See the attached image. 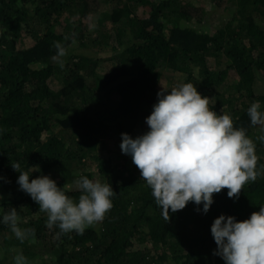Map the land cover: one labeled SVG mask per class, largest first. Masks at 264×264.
Here are the masks:
<instances>
[{
	"label": "trees",
	"instance_id": "1",
	"mask_svg": "<svg viewBox=\"0 0 264 264\" xmlns=\"http://www.w3.org/2000/svg\"><path fill=\"white\" fill-rule=\"evenodd\" d=\"M205 2L0 0V220L15 208L18 226L34 229L21 242L0 222V264L18 254L27 264H225L214 254V220L244 221L264 206V143L247 115L257 101L264 112V0ZM55 42L67 51L63 68ZM166 74L245 130L260 173L238 198L223 189L206 214L189 202L169 220L131 156L99 155L122 133L149 131L157 94L173 89ZM12 163L30 179L49 176L75 201L81 176L107 183L113 207L83 234L49 229Z\"/></svg>",
	"mask_w": 264,
	"mask_h": 264
},
{
	"label": "clouds",
	"instance_id": "2",
	"mask_svg": "<svg viewBox=\"0 0 264 264\" xmlns=\"http://www.w3.org/2000/svg\"><path fill=\"white\" fill-rule=\"evenodd\" d=\"M54 47L57 51L52 59L63 68L67 51L60 42H55ZM157 95L158 102L146 118L149 131L135 139L122 133L120 148L140 170L165 220H169L170 210L176 213L189 202L202 205L206 214L214 203V194L228 189L229 198H238L246 183L256 181L260 174L256 145L244 129L234 128L230 115L211 111L210 99L191 83ZM259 108L258 101L252 103L247 115L253 126H260L258 139L264 143V112ZM11 167L19 172L20 190L47 213L49 229L56 226L60 233L83 234L113 207L111 198L116 193L107 183L81 176L75 182L81 192L75 201L49 176L30 179L33 172L29 175L28 171H20L19 163ZM18 219L17 210L12 208L0 222L23 242L34 235V229L22 230ZM211 233L218 246L214 254L222 257L225 264H264V206L240 222L233 216L220 215ZM14 264H27V260L18 254Z\"/></svg>",
	"mask_w": 264,
	"mask_h": 264
},
{
	"label": "rangeland",
	"instance_id": "3",
	"mask_svg": "<svg viewBox=\"0 0 264 264\" xmlns=\"http://www.w3.org/2000/svg\"><path fill=\"white\" fill-rule=\"evenodd\" d=\"M194 3H197V2H199V3H201L200 5H198V6H201V5H207V7L209 6L208 5V3L207 2H205L204 3V0H192ZM204 3V4H203ZM209 21L208 20H206L205 21V23L202 25V26H204V27H210L211 26V24L209 23ZM180 76L179 75H177V74H175V75H165L164 76V84L165 85H167V86H170V88H173V87H175V83H174V81L176 80V79H178ZM261 83V82H260ZM260 83H258V86L260 85ZM213 102V99H210V101H209V104L210 103H212ZM100 150H101V153L99 154V155H101V156H112L113 154H117V152L119 153L120 152V150H121V148H120V144H114V143H112V142H108L107 143V146H102L101 148H100ZM109 152V154H107Z\"/></svg>",
	"mask_w": 264,
	"mask_h": 264
}]
</instances>
